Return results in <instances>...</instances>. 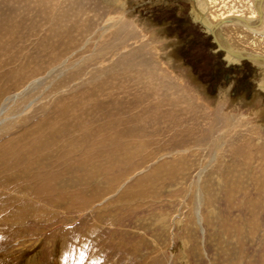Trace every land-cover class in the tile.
<instances>
[{
    "label": "rangeland",
    "instance_id": "rangeland-1",
    "mask_svg": "<svg viewBox=\"0 0 264 264\" xmlns=\"http://www.w3.org/2000/svg\"><path fill=\"white\" fill-rule=\"evenodd\" d=\"M42 1L0 0V264H264L262 72L187 0Z\"/></svg>",
    "mask_w": 264,
    "mask_h": 264
},
{
    "label": "bare ground",
    "instance_id": "bare-ground-1",
    "mask_svg": "<svg viewBox=\"0 0 264 264\" xmlns=\"http://www.w3.org/2000/svg\"><path fill=\"white\" fill-rule=\"evenodd\" d=\"M50 1L60 7L58 6L60 0L42 2H45L44 6L50 8ZM187 2L193 10L195 21L212 37L220 52L226 54L229 64L247 61L264 75V52H260L258 48L260 43L264 42V0H187ZM51 18L48 20L49 23L54 21L53 16ZM6 21L7 23L2 26L3 28L6 26L4 29L10 31L12 21L9 18ZM11 35L13 33L4 32L2 36L6 38ZM260 87L264 91V78Z\"/></svg>",
    "mask_w": 264,
    "mask_h": 264
},
{
    "label": "flooded vegetation",
    "instance_id": "flooded-vegetation-1",
    "mask_svg": "<svg viewBox=\"0 0 264 264\" xmlns=\"http://www.w3.org/2000/svg\"><path fill=\"white\" fill-rule=\"evenodd\" d=\"M237 80H238V81L245 80V81H247L246 83H248V82L250 81L249 78L243 79V76H241V77L238 76Z\"/></svg>",
    "mask_w": 264,
    "mask_h": 264
},
{
    "label": "trees",
    "instance_id": "trees-1",
    "mask_svg": "<svg viewBox=\"0 0 264 264\" xmlns=\"http://www.w3.org/2000/svg\"><path fill=\"white\" fill-rule=\"evenodd\" d=\"M196 34H198V33H196ZM202 36V35H201ZM196 44V43H195Z\"/></svg>",
    "mask_w": 264,
    "mask_h": 264
},
{
    "label": "water",
    "instance_id": "water-1",
    "mask_svg": "<svg viewBox=\"0 0 264 264\" xmlns=\"http://www.w3.org/2000/svg\"><path fill=\"white\" fill-rule=\"evenodd\" d=\"M214 42V41H213Z\"/></svg>",
    "mask_w": 264,
    "mask_h": 264
}]
</instances>
